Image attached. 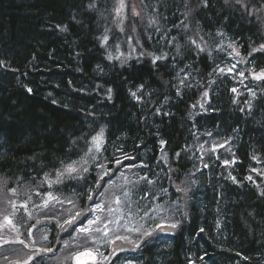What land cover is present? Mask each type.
<instances>
[{
    "label": "trees",
    "instance_id": "trees-1",
    "mask_svg": "<svg viewBox=\"0 0 264 264\" xmlns=\"http://www.w3.org/2000/svg\"><path fill=\"white\" fill-rule=\"evenodd\" d=\"M125 4L119 17L117 0H0V259L74 264L75 251L98 248L104 255L115 251L105 264H264V81L256 80L248 111L214 75L220 32L238 40L246 61L254 59L252 69L264 68V51H252L264 42L258 15L264 0ZM133 6L139 15H132ZM159 56L164 59L153 63ZM205 92L211 107L198 112ZM101 128L104 150L85 157ZM91 156L115 173L111 184L105 178L96 188ZM82 157L90 161L84 179L42 183L45 173L55 181L61 161ZM117 158L134 166L121 167ZM122 173L132 182L126 184ZM138 177L152 183H137ZM89 188L96 189L97 202L115 206L110 217L122 216L120 225L108 221L113 229L106 238L61 231L47 218L66 219L72 209L67 199L76 204L73 212L89 207L82 195ZM37 191L65 203L34 207L42 204ZM25 201L30 219L19 207ZM133 227L141 231H129ZM18 255L33 259L14 262Z\"/></svg>",
    "mask_w": 264,
    "mask_h": 264
},
{
    "label": "snow or ice",
    "instance_id": "snow-or-ice-1",
    "mask_svg": "<svg viewBox=\"0 0 264 264\" xmlns=\"http://www.w3.org/2000/svg\"><path fill=\"white\" fill-rule=\"evenodd\" d=\"M241 0H237V3H240ZM200 3L203 4L204 6H207L208 4V0H200ZM89 8H94L95 4L94 3H90L88 5ZM126 7L125 4V0H117V7L115 8V12L116 14L119 16L122 11L124 10V8ZM132 15L136 16L139 15V13L135 10V7L133 6L132 8ZM187 15V13H186ZM155 21H150V23H154ZM107 31V30H106ZM121 31H123V28H121ZM175 39V38H174ZM108 41V36L105 34L102 37H100V43L102 46H105L107 44ZM190 43L193 45H197L196 40L192 39L190 40ZM197 47L199 48V45H197ZM229 47L232 49V53L235 54L236 56H239L240 53L239 51L236 49L235 47V42H233L232 44L229 45ZM200 51H204V48H199ZM253 52H257V51H264V44L260 45L259 49L257 48H253L252 49ZM151 55V54H148ZM249 55H251V53H249ZM109 59H112L113 57L111 55H109L108 57ZM164 59L163 56H159V57H154L153 58V63H155L157 60H162ZM234 67V66H233ZM221 73H223L224 69L220 70ZM227 71L231 72L232 69L229 68ZM250 74L252 75L253 79L255 80H259V81H264V68H262L259 72L255 71V68L250 70ZM240 76H244L245 74L243 72L239 73ZM243 82V81H241ZM183 83V81H182ZM142 87V86H141ZM29 92H31V89H28ZM231 91L233 93H235L237 90L235 88H232ZM111 92V90H109V93ZM252 95H255V93H251ZM131 95L134 98L139 99V97H137L136 92H132ZM203 95L205 97H207L208 93L205 92L203 93ZM211 135V134H209ZM164 141H161V144H164ZM225 144H227V141L224 142V144H217L213 147L212 151H215L216 147H220L223 148L225 146ZM88 151L85 153V157H88L89 154L91 153H101L104 150V131L103 128H101V130L94 136H92L91 141L88 142ZM203 147V146H201ZM117 152H121L120 149H116ZM123 155L124 160H132L133 157L129 156L126 153H121ZM180 153H177V156H179ZM91 160L96 161V168L98 169L97 172V176L95 178L96 180V188L99 187H104V181L105 178H107V183L111 184L112 183V176L115 175L114 172H112L110 167H106L105 164L100 163L99 162V156H91L90 157ZM252 159H256L255 156L252 157ZM90 162L89 160H85L84 157L81 158L80 161H75L72 160L71 162H64L61 161V167L56 169V179L55 181H51L49 174L45 173V179L44 181H42V183H49V186L51 187L52 183H62L63 180L65 178L67 179H74V180H82L84 179V173H87L89 171V169L87 167H85L84 165L86 163ZM115 164L120 165L121 167H133L134 165H124L123 162L117 158L114 161ZM225 165H228L230 163H235V160L232 161H228L225 160L223 162ZM205 167H207V165H205ZM253 171H256V169H253ZM121 178L125 181V183H131L132 181H130L127 177V175H124L122 173ZM232 181L235 183L236 182V178L235 177H231ZM247 179H251V177H247ZM147 181V183L151 184L152 180L148 179L147 177H138L137 179V183L140 181ZM96 189L94 188H89L87 190L86 193H82V195H86L87 200L91 201V205L89 207L86 208H82L76 211H72V209L76 208V204L72 199H67L66 202L72 206V209L68 210V217L66 219L63 218V215L60 216V218H57L55 216H49L47 217L49 220H55L56 221V226L60 228L61 231L64 232H71V231H75L78 234H83L84 237H91L94 233H100L103 232L104 237L106 238L110 233L108 231L107 228V224H104V227H93L94 225H99L104 223V221L102 220L101 216L98 215V213L100 212H104L107 211L109 213L113 212L114 209L111 206L106 205L103 201L97 202L98 201V197L94 195ZM10 191H12L13 193H15V189H10ZM163 191H167L166 189H164ZM177 191H185L184 189H181L180 187L177 186ZM37 196H41L42 197V204L41 205H34V207L37 208H48L50 203L56 202V203H60L61 205H63L65 203L64 200H60L58 197H56L55 195H53L52 192H45V193H41L39 191L36 192ZM103 195V194H101ZM128 193L125 192L124 196H127ZM261 195H264V192L261 193ZM29 199H31L29 197ZM27 201H25L24 203H22L21 205H19V207L24 208L26 212H28V207H27ZM114 203L116 205H121L123 202L121 201L120 197H116ZM14 207H16L14 205ZM28 216L29 219L31 218V213L28 212ZM4 221L7 224H12V220L8 217L5 216L4 217ZM39 223V221H38ZM178 225L176 223L170 224L169 227L172 229H175ZM217 226H219V223H217ZM33 227H35V225H33ZM158 229L163 230L164 225L162 224H158L156 226ZM129 231H133V232H140L141 230L139 228H131L129 229ZM201 232L204 231V229H200ZM29 235H31V229H29ZM142 235L144 237L147 236H151L152 233L149 231H144L142 233ZM44 239H47V236L45 235L43 237ZM117 240H128L127 236H116ZM5 243H8V241H4ZM21 244H25V241L23 240H19L18 241ZM111 243H114V241H111ZM93 244H95V241L93 240ZM28 245L25 244V247H27ZM70 246V242H66L65 243V248H68ZM138 246V245H137ZM79 246L77 245V248ZM42 251H47V252H51L52 249L51 248H46V249H42ZM112 255H115V251L109 253L108 255H104L103 253H101L99 251L98 248H90L87 249L85 251H75L74 255L71 257L74 260V264H84V262L82 261V257L87 256L89 258V264H105L106 261H108ZM29 260H32L33 257L29 256L28 258ZM65 259H68V257H66Z\"/></svg>",
    "mask_w": 264,
    "mask_h": 264
},
{
    "label": "rangeland",
    "instance_id": "rangeland-1",
    "mask_svg": "<svg viewBox=\"0 0 264 264\" xmlns=\"http://www.w3.org/2000/svg\"><path fill=\"white\" fill-rule=\"evenodd\" d=\"M125 10V8H124ZM123 10V11H124ZM122 11V12H123ZM122 14V13H121ZM120 14V15H121ZM119 15V17H120ZM258 15L262 16L264 21V7L262 10L258 13ZM264 28V25H263ZM235 42V47L239 51L240 55L236 56L232 53V49L229 47L230 44ZM264 44V42L262 43ZM240 44L238 40L234 39L231 35L220 32L218 34L217 38V44L215 47V61H216V67L214 69V75H215V82L222 86L229 85L230 88H235L237 91L235 93H232L234 95V100H236V103L240 102L242 106H246V110L251 107V104L255 100V90L254 87L257 83L255 79H253L252 75L250 74L252 60L246 61L245 56L242 55V50L240 49ZM234 66V67H233ZM229 68L232 69L231 72L227 71ZM221 69H224L223 73H221ZM243 72L245 75L240 76L239 73ZM243 81V82H241ZM230 89V91H231ZM232 92V91H231ZM255 93V95H252L251 93ZM208 95L207 97H203L199 102L195 105V108L198 110V112H206L211 106L208 101ZM127 190L124 191V193ZM123 193V194H124ZM129 195V194H128ZM127 195V196H128ZM126 196V197H127ZM104 202V200L102 199ZM114 209V207H113ZM98 215L101 216V213H98ZM104 223L101 228L104 227V224H107L108 227V221L113 225L115 222H118V225L122 222V216H116L110 217V213L108 212V217L104 219ZM126 222V221H125ZM113 226L108 227V231L112 230ZM161 237V235H160ZM28 259L26 255H18L13 261L14 262H21L23 260ZM84 264H89V259L87 256H84L81 258ZM88 259V260H87ZM0 263L5 264L6 259L3 257L0 259ZM126 264H130L127 260L125 262ZM132 264V263H131Z\"/></svg>",
    "mask_w": 264,
    "mask_h": 264
},
{
    "label": "bare ground",
    "instance_id": "bare-ground-1",
    "mask_svg": "<svg viewBox=\"0 0 264 264\" xmlns=\"http://www.w3.org/2000/svg\"><path fill=\"white\" fill-rule=\"evenodd\" d=\"M106 205H110V203L109 202H104ZM114 208H115V206H114ZM101 213V212H100Z\"/></svg>",
    "mask_w": 264,
    "mask_h": 264
}]
</instances>
